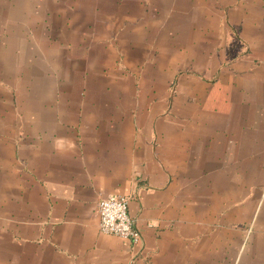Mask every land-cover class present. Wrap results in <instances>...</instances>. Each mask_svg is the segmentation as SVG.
I'll use <instances>...</instances> for the list:
<instances>
[{"label": "crops", "instance_id": "0c3cea01", "mask_svg": "<svg viewBox=\"0 0 264 264\" xmlns=\"http://www.w3.org/2000/svg\"><path fill=\"white\" fill-rule=\"evenodd\" d=\"M144 1L136 34L84 20L92 33L51 50L45 67L60 74L0 130V264H264V0H190L174 23L188 25V56L210 79L199 120L75 93L92 89L75 82L88 67L141 74L149 54L162 56L161 31L148 32L163 14ZM161 2L172 24L175 2ZM122 49V62L102 60ZM110 195L129 199L140 245L101 233L97 207Z\"/></svg>", "mask_w": 264, "mask_h": 264}, {"label": "rangeland", "instance_id": "374dc122", "mask_svg": "<svg viewBox=\"0 0 264 264\" xmlns=\"http://www.w3.org/2000/svg\"><path fill=\"white\" fill-rule=\"evenodd\" d=\"M147 1L149 0L144 2ZM172 1L175 2L174 13L179 17L170 24L167 18L171 9H167V4L161 0H152V6H155L154 3L160 6L157 13L163 14L164 24L158 26V29L152 27L148 33L161 31L162 56H159L160 53L158 57L154 53L149 54L146 72L141 74H113L110 72L113 65L106 64L92 69L88 67L84 74H74L75 82L79 84L81 79V82L91 80L92 89H77V96H84L85 93L88 96L141 100V110L148 112L155 109V102H162L165 118L169 119L173 113H177L196 114L199 116L198 120L202 119L203 83L210 79L205 80L203 58L188 56V25H174L188 11L190 0ZM141 3L139 0H0V130L3 127L11 128L13 119L18 120L17 116L25 112L27 100L33 93L32 87L40 86L42 78L49 81L51 77L60 74L58 71L54 75L49 64L45 67V58L51 55V50L68 49L74 44L70 41V36L78 31L92 33V26H84V20L99 19L95 26L99 28V32L107 30L106 33L117 37L130 30H133L130 31L132 34H136V29L140 28L137 17L141 14ZM155 12L153 7L148 11L152 14ZM129 15L133 17L132 24L129 20L125 22ZM81 19L83 22H78ZM104 21L110 26L104 25ZM122 45L120 46L123 47ZM120 53L123 54V49L116 52L112 59H107L103 53L102 60L120 63L124 60ZM138 61L140 60H136ZM83 64L86 67V59ZM63 72L66 73V68ZM216 77L218 70L212 81H218ZM190 83H199L201 86L191 87ZM141 84L145 88H141ZM14 124L16 126L19 122L15 121ZM170 124L172 123L165 122L166 126Z\"/></svg>", "mask_w": 264, "mask_h": 264}, {"label": "built area", "instance_id": "2783aa9c", "mask_svg": "<svg viewBox=\"0 0 264 264\" xmlns=\"http://www.w3.org/2000/svg\"><path fill=\"white\" fill-rule=\"evenodd\" d=\"M100 216V231L107 236L131 241L134 245L142 243L141 233L130 216L129 199L119 195H110L101 200L97 207Z\"/></svg>", "mask_w": 264, "mask_h": 264}]
</instances>
